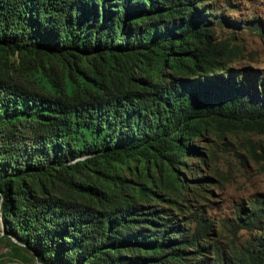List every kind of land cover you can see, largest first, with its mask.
Masks as SVG:
<instances>
[{
  "label": "trees",
  "instance_id": "trees-1",
  "mask_svg": "<svg viewBox=\"0 0 264 264\" xmlns=\"http://www.w3.org/2000/svg\"><path fill=\"white\" fill-rule=\"evenodd\" d=\"M223 25L243 27L208 0H0V250L24 264H264V194L233 213V236L250 233L233 246L183 195L209 186L180 171L206 134L264 136V68L234 63ZM249 151L264 161L263 143Z\"/></svg>",
  "mask_w": 264,
  "mask_h": 264
},
{
  "label": "rangeland",
  "instance_id": "rangeland-1",
  "mask_svg": "<svg viewBox=\"0 0 264 264\" xmlns=\"http://www.w3.org/2000/svg\"><path fill=\"white\" fill-rule=\"evenodd\" d=\"M220 7V11L231 19L241 21L243 27L232 29L225 25L220 27L221 35L230 38L237 44L241 53L235 59L237 66L249 65L264 68V0H208ZM261 19L259 32L252 21ZM18 57H11V63H18ZM249 139H255L264 144V136L256 133H228L224 137L218 134H206L202 138V147H206L205 154L187 158L190 170L180 169L191 185L198 183L193 179L196 169L200 168L204 175H208L205 183L207 190L199 194L193 187L184 192L185 197L198 201L205 216L212 221V237H217L225 246L239 245L248 236V231H241L239 238H235L228 229V223L233 213L240 205H246L256 194H264L263 160L254 158L249 151ZM209 152H212L209 155ZM202 159V162L200 160ZM127 179L135 184L136 172L129 168L123 170ZM150 173H153L151 170ZM156 176L160 175L155 170ZM194 180V181H193ZM203 183V182H202ZM165 193V190H162ZM180 199L176 194H172ZM156 203V200H150ZM161 205L172 207L178 211V206L170 202L161 201ZM0 213V222H3ZM0 264H24L19 258L8 253V248L0 250Z\"/></svg>",
  "mask_w": 264,
  "mask_h": 264
}]
</instances>
